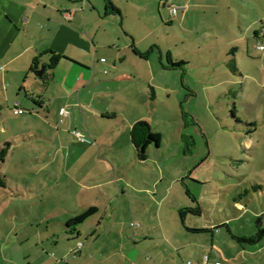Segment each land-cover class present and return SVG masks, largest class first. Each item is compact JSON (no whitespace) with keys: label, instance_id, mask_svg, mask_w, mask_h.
<instances>
[{"label":"crops","instance_id":"crops-1","mask_svg":"<svg viewBox=\"0 0 264 264\" xmlns=\"http://www.w3.org/2000/svg\"><path fill=\"white\" fill-rule=\"evenodd\" d=\"M172 3L188 9L172 18ZM155 19L159 26L179 23L176 47L184 52L217 49L237 67L241 52L264 66V52L255 57L264 51V0H0V145L34 151L38 174L51 177L35 189L45 187L56 224L39 252L25 253L26 264H264V237L240 243L227 223L200 219L201 203L196 199L201 212L188 210L195 205L176 189L179 174L167 173L161 161L162 172L152 176L130 168L149 159L152 145L140 159L133 137L146 135L136 124L146 120L161 132L159 91L172 90L169 61L191 60L183 51L176 59L169 46L155 57ZM42 66L44 78L37 74ZM236 203L244 219L250 207L242 198ZM252 213L261 228L260 212Z\"/></svg>","mask_w":264,"mask_h":264},{"label":"rangeland","instance_id":"rangeland-1","mask_svg":"<svg viewBox=\"0 0 264 264\" xmlns=\"http://www.w3.org/2000/svg\"><path fill=\"white\" fill-rule=\"evenodd\" d=\"M158 23L155 19L149 39L155 41V57L159 46H169L178 59L177 53L183 51L180 44L176 47V37L182 34L179 23L174 27ZM215 50L207 54L203 47L189 48L181 55L191 60L168 71L172 90L169 95L159 91L160 147L153 143L149 159L130 168L139 176L161 173L163 166L167 173L179 174L176 189L187 199L189 189L201 203L204 216L200 219L208 224L227 223L236 236L251 235L260 228L256 226L258 215L252 211H259L264 220V68L259 65L261 60L244 57L241 52L237 67L232 55ZM189 136L192 141L187 149L184 140ZM14 144L20 147L18 141ZM12 150L7 160L0 161L7 181V187L0 188V264H26L25 253L39 252L41 240L46 242L56 232V224L49 219L51 208L47 209L50 198H43L45 187L35 189V183H51V177L47 171L38 174L31 155L34 151ZM63 168L57 167L55 180L65 175ZM240 198L244 209L251 208L241 220L235 210L243 209L236 203ZM198 202L191 201L195 207Z\"/></svg>","mask_w":264,"mask_h":264},{"label":"trees","instance_id":"trees-1","mask_svg":"<svg viewBox=\"0 0 264 264\" xmlns=\"http://www.w3.org/2000/svg\"><path fill=\"white\" fill-rule=\"evenodd\" d=\"M170 67H177L179 65H181L180 63H176L174 61H169ZM136 127L138 128H144L145 130V138L143 141H137L134 138V143L136 145L137 148V152H138V157L142 160L146 159L147 157V147L151 144H155L156 146H160L161 144V135L159 133H155L152 129H151V125L148 121L146 120H141L136 124ZM11 148V142H7L4 145H0V161H5L9 150ZM7 187V181L5 178V175L0 171V188H6ZM187 193L188 195H190V197L192 198V200H194L195 203H197L196 198L192 195V193L189 191V189H187ZM188 210L190 211H195V212H201V208L198 205L197 207H192L189 208ZM91 215V212L89 213H85L83 215H80L74 219H72L68 225H78L80 223H82L87 217H89ZM200 230H204L200 229ZM235 239L240 242V243H246V244H255L257 242H259L263 237H264V228H259L258 231L252 235V236H236L234 234H232Z\"/></svg>","mask_w":264,"mask_h":264},{"label":"built area","instance_id":"built-area-1","mask_svg":"<svg viewBox=\"0 0 264 264\" xmlns=\"http://www.w3.org/2000/svg\"><path fill=\"white\" fill-rule=\"evenodd\" d=\"M187 9H188V5L185 4V3L184 4L183 3H172L170 5V14H171L172 18H175V17H177L179 15V13L184 12ZM66 15L67 16H71V12H66ZM259 47L261 49L264 48V46H259ZM102 60H105V58H103ZM15 112L16 113H22V112H24V109L21 108V107H19V106H17L15 108ZM69 114H70V111L67 108H63L62 109V116L67 117ZM61 120L63 121V118ZM75 133H76V135L78 137L83 138V134L81 132H77L76 131ZM81 246H82V243L80 242L79 245H78V247L80 248ZM208 258H209L208 255L205 256V259L206 260H208ZM189 264H195V263L189 262Z\"/></svg>","mask_w":264,"mask_h":264},{"label":"water","instance_id":"water-1","mask_svg":"<svg viewBox=\"0 0 264 264\" xmlns=\"http://www.w3.org/2000/svg\"><path fill=\"white\" fill-rule=\"evenodd\" d=\"M37 74L40 78H44V75L47 74V68L45 66H42V68L37 71ZM191 141H192V137L189 136L185 138L184 143L187 149L189 148Z\"/></svg>","mask_w":264,"mask_h":264}]
</instances>
